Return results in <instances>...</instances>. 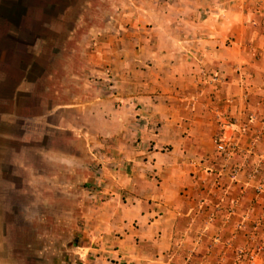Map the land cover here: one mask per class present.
<instances>
[{
    "label": "crops",
    "instance_id": "obj_1",
    "mask_svg": "<svg viewBox=\"0 0 264 264\" xmlns=\"http://www.w3.org/2000/svg\"><path fill=\"white\" fill-rule=\"evenodd\" d=\"M7 1L0 0V154L11 160L0 174L26 178L25 188L4 179L3 198L42 189L50 205L53 189L84 190L79 264H246L236 250H254L247 233L264 207V183L255 194L259 178L248 177L264 156V0L92 8L96 19L78 18L65 36L79 44L74 55L61 49L40 69L26 50L49 42L22 40L18 9L7 12ZM217 137L235 145L227 160L214 151ZM6 217L0 264H17L8 257L16 250L4 248Z\"/></svg>",
    "mask_w": 264,
    "mask_h": 264
},
{
    "label": "rangeland",
    "instance_id": "obj_2",
    "mask_svg": "<svg viewBox=\"0 0 264 264\" xmlns=\"http://www.w3.org/2000/svg\"><path fill=\"white\" fill-rule=\"evenodd\" d=\"M123 2L124 0H8L6 3L8 9L4 8L8 12L11 7L13 9L17 7L18 11L15 13L18 14L19 36L22 40L26 41L31 37L34 39L40 37L49 42L48 45L35 43V46L26 50L29 53H34L36 57L35 64L40 69L48 58L57 56L61 49H63L64 54L74 55L75 45L78 42H74V34L68 41H65V36L78 18L82 17L84 24H90L91 21L96 19V16L90 13L92 8L99 7L102 9L107 6L121 8ZM135 2L137 4L138 0ZM61 9L65 10L59 15ZM12 13L14 14V12ZM113 16L115 20L118 19L116 15ZM10 18L14 19L15 15L14 17H8L9 22L14 23L15 21H11ZM47 24L52 31L43 30L44 25ZM84 40H86V37H84ZM81 44L82 50L88 49L85 41ZM19 51L20 55H23V47L20 46ZM1 155L0 164L5 165L6 162L11 160L8 157H4V160ZM25 155L22 156L20 162L26 164L27 158ZM29 161L31 163V160ZM34 167H37L36 160H34ZM3 170L6 171L7 169L3 168ZM25 178L26 176H19V179H14L10 177L9 173L5 172L3 176L0 174V184L5 179L12 181L20 188H25V184L21 182ZM76 186L69 185L66 191L53 189L50 193V205H44L46 201H43L42 198L46 197L48 193L42 189L35 190L34 193L24 189L18 196L8 192L4 198L2 194L4 192L0 191L2 202L27 204L34 198L35 203H37L34 206L14 205L11 207L10 204L0 206V217L7 215V222L4 224V240L6 239L7 242L4 241V248L6 251L8 248L16 250L12 256L8 255V257L13 258V262L17 264L80 263L73 251L77 242L75 234L79 220L78 213L82 206L84 209L87 194Z\"/></svg>",
    "mask_w": 264,
    "mask_h": 264
},
{
    "label": "built area",
    "instance_id": "obj_3",
    "mask_svg": "<svg viewBox=\"0 0 264 264\" xmlns=\"http://www.w3.org/2000/svg\"><path fill=\"white\" fill-rule=\"evenodd\" d=\"M215 153L223 160H227L231 157L234 152L235 145L233 142L217 137L212 141ZM238 173V167L236 165L229 169V178L234 179ZM248 177L259 178L257 185L254 187V193L259 194L262 190L264 183V156L258 155L254 160L252 169L248 173ZM213 187L217 186V182L214 181ZM232 207L227 209V215H231L233 210ZM259 219L250 227L247 235L248 238L254 241V250L246 252L244 249L236 250L237 256H245L246 264H264V259L261 260L258 256L264 251V207L261 209ZM262 221V222H261ZM238 224L237 227H239Z\"/></svg>",
    "mask_w": 264,
    "mask_h": 264
}]
</instances>
